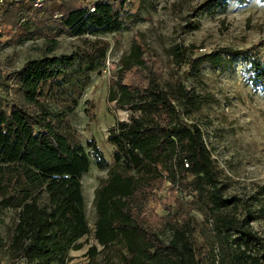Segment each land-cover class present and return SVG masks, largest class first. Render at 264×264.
I'll return each mask as SVG.
<instances>
[{
  "label": "trees",
  "instance_id": "16d2710c",
  "mask_svg": "<svg viewBox=\"0 0 264 264\" xmlns=\"http://www.w3.org/2000/svg\"><path fill=\"white\" fill-rule=\"evenodd\" d=\"M23 1L0 0V45L40 39L46 55L61 36L127 31L137 20L134 2L152 7L151 0H45L41 8L30 3L20 11ZM229 1L247 0H207L200 8L222 13ZM107 48L96 40L79 54L88 72L103 66ZM223 54L239 53L223 49L189 66L197 73L204 62L231 66ZM77 57L45 56L0 74V211L16 215L3 250L6 264H67L68 253L81 250L87 243L80 240L91 234L81 185L89 155L74 143L69 111L52 110L40 93L45 80L71 68ZM246 62L249 85L264 89V60ZM204 98L166 80L154 54L132 40L107 95L108 103L129 113L106 137L114 147L112 165L95 141L87 142L94 165L108 171L94 192L96 245L86 250V264H96L109 249L120 252L115 264H264V237L251 231L249 217L227 211L231 201L222 195L202 131L183 118Z\"/></svg>",
  "mask_w": 264,
  "mask_h": 264
},
{
  "label": "rangeland",
  "instance_id": "374dc122",
  "mask_svg": "<svg viewBox=\"0 0 264 264\" xmlns=\"http://www.w3.org/2000/svg\"><path fill=\"white\" fill-rule=\"evenodd\" d=\"M206 1L151 0L152 7L134 2L131 11L137 14V20L127 31L81 38L61 36L50 55H46L47 46L40 39L0 45V74L15 71L28 60L78 54L71 68H59L61 74L57 78L40 85L41 99L52 110L69 111L74 143L84 148L90 160L81 185L91 234L80 240L87 243L81 250L68 253L67 264H86V250L96 245L92 239L96 219L94 192L108 170L94 165L87 142L95 141L112 165L114 147L106 137L116 121H128L129 113L108 103L107 95L116 80L119 61L128 53L134 38L154 54L166 80L179 81L190 94L205 97L188 108L183 118L199 125L202 131L222 195L231 201L227 211L239 219L249 217L251 231L264 237V89L251 88L246 62L250 58L264 60V0H247L244 4L229 1L225 12L213 15L202 12L200 7ZM17 8L24 11L30 3L24 0ZM96 40L108 44L105 61L98 71L88 72L79 54ZM223 49L239 53L223 54L225 59L232 58L231 66L213 67L204 62L198 73L191 70L192 60ZM176 51L181 53L180 58L175 56ZM166 189L164 186L162 197ZM156 213L160 214L159 208ZM194 215L201 219L198 212ZM15 218L9 209L0 211V238L4 245L0 248V264H6L3 250L9 243ZM162 239L167 242L168 236ZM119 258V250H103L95 263L115 264Z\"/></svg>",
  "mask_w": 264,
  "mask_h": 264
},
{
  "label": "built area",
  "instance_id": "2783aa9c",
  "mask_svg": "<svg viewBox=\"0 0 264 264\" xmlns=\"http://www.w3.org/2000/svg\"><path fill=\"white\" fill-rule=\"evenodd\" d=\"M29 3H32V7L41 8L45 4V0H27ZM90 10L93 11V8L90 7Z\"/></svg>",
  "mask_w": 264,
  "mask_h": 264
}]
</instances>
